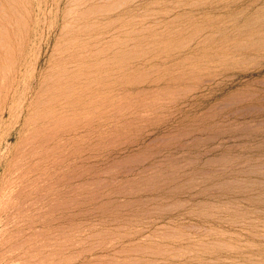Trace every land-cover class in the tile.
Wrapping results in <instances>:
<instances>
[{
  "label": "rangeland",
  "instance_id": "1",
  "mask_svg": "<svg viewBox=\"0 0 264 264\" xmlns=\"http://www.w3.org/2000/svg\"><path fill=\"white\" fill-rule=\"evenodd\" d=\"M0 264H264V0H0Z\"/></svg>",
  "mask_w": 264,
  "mask_h": 264
}]
</instances>
